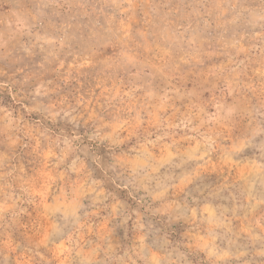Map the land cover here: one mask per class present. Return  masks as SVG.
<instances>
[{
	"label": "rangeland",
	"instance_id": "374dc122",
	"mask_svg": "<svg viewBox=\"0 0 264 264\" xmlns=\"http://www.w3.org/2000/svg\"><path fill=\"white\" fill-rule=\"evenodd\" d=\"M0 264H264V0H0Z\"/></svg>",
	"mask_w": 264,
	"mask_h": 264
}]
</instances>
